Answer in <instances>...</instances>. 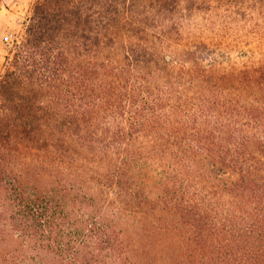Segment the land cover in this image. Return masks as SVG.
<instances>
[{
  "label": "trees",
  "instance_id": "1",
  "mask_svg": "<svg viewBox=\"0 0 264 264\" xmlns=\"http://www.w3.org/2000/svg\"><path fill=\"white\" fill-rule=\"evenodd\" d=\"M213 4L35 0L0 76V264H264V58L174 50Z\"/></svg>",
  "mask_w": 264,
  "mask_h": 264
},
{
  "label": "rangeland",
  "instance_id": "2",
  "mask_svg": "<svg viewBox=\"0 0 264 264\" xmlns=\"http://www.w3.org/2000/svg\"><path fill=\"white\" fill-rule=\"evenodd\" d=\"M238 1L237 5L236 0H213L211 22L199 24L201 36L197 31L189 39L191 45L176 44L174 50L194 49V43L203 62L215 67L243 65L264 58V4L257 0ZM248 1L255 4L253 9L246 10ZM34 2L0 0V76L7 57L25 32Z\"/></svg>",
  "mask_w": 264,
  "mask_h": 264
}]
</instances>
